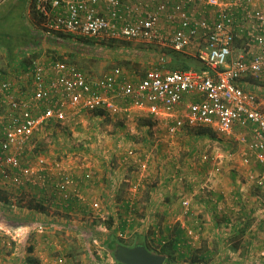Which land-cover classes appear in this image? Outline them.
<instances>
[{
	"label": "built area",
	"instance_id": "obj_1",
	"mask_svg": "<svg viewBox=\"0 0 264 264\" xmlns=\"http://www.w3.org/2000/svg\"><path fill=\"white\" fill-rule=\"evenodd\" d=\"M34 6L48 37L69 34L98 46L140 43L156 52L157 64L142 74L115 67L92 77L50 56L30 60L14 78L0 81V183L13 196L20 197L31 185L50 199L68 202L82 181L96 180L92 169L74 178L57 159L38 155L31 162L25 154L35 134L56 124H76L80 113L108 107L112 99L173 116L169 133L185 123L225 134L236 126L251 127L248 151L264 164V114L255 93L240 84L264 76V0H34ZM168 52L192 57L202 66L168 70ZM186 95L194 101L181 109ZM133 166L144 171L146 160ZM254 179L257 187H264V168ZM126 204L129 226L135 220V196ZM92 209L99 212V204L94 202ZM37 230L44 232V225ZM0 232L6 246L18 238L1 226ZM152 232L166 244L157 228ZM189 235L194 236L192 231Z\"/></svg>",
	"mask_w": 264,
	"mask_h": 264
},
{
	"label": "rangeland",
	"instance_id": "obj_2",
	"mask_svg": "<svg viewBox=\"0 0 264 264\" xmlns=\"http://www.w3.org/2000/svg\"><path fill=\"white\" fill-rule=\"evenodd\" d=\"M8 1L0 5V15L4 11H11V0ZM30 9V16L37 22L35 25L41 30L33 35L35 49L38 51L48 50L46 53L51 54V56L57 55L55 50L52 49V45L57 46V43L42 33L44 30L42 25L44 19L41 15L34 12L36 10L33 6V0H31ZM24 10L25 7H22L20 15L25 17V25L27 28L29 25L30 30H36L32 25L33 23L31 24L30 21L26 20L29 13H27V9L25 12ZM57 36L63 38L59 34ZM73 39L76 40V44L72 45L68 41L61 42L65 53L59 50V53H63L58 54L60 56L58 58L72 63L94 76H98L113 67H120L127 72L134 71L142 74L157 64L156 52H152L151 47L143 44L108 41L101 43V46L92 44L90 46L94 47H86L85 43L89 41L80 38L76 39L75 37ZM18 44L16 41V45H13L18 46ZM1 48L5 49L2 50L4 55L5 51L8 52L9 50V47ZM16 49L23 50L25 53L33 51L30 47H25V45L18 46ZM35 57L37 58V56ZM167 57L165 67L170 70L171 63L176 57L174 53L170 52L167 53ZM2 58L3 54H0V65L4 64V58ZM181 61L182 58L180 56L177 58V62ZM183 62L194 69L202 66L196 59L190 57L183 58ZM88 114L80 113L76 118V124L69 126L56 124L35 134L31 141V149L25 154V156H28L26 159L31 160V162L34 161V156L38 155L57 159L64 163L68 171L70 169L78 170L81 164L84 163H89L91 166L94 164V166L97 165L104 169L108 181L114 179L112 186L108 185V189L112 194L106 203L103 196L97 192L87 198L84 210H80L82 214H74L70 211V214L59 216V225H56L57 229L52 230V233L48 232L49 238L47 237L48 242L46 241V243L50 244V246L47 245L45 249L47 250V261L61 258L63 262H58L57 264H120L114 258L115 248L118 245L133 247L138 243L144 244V242H146L145 244L150 242V252H160L163 246L153 237L151 230L142 231V236H139L137 232L133 233L132 231L133 229L135 230V227H129V231L124 238L119 237L118 228L121 225L119 220L128 215H123L120 210L100 213L101 207L106 209L105 206L107 205L117 209L125 199L135 196L136 188H140V192L144 194L142 198L146 197L150 188H153V192H156L161 197H165L169 192L213 191V189H216L213 186V182L207 181L206 178L211 176L214 179L213 173L217 174L220 172L223 176L229 177L232 175V180L229 181L226 177L219 183L220 187L218 186L217 189L238 190L239 193H252V196L260 197L253 198L252 201L245 203L244 198H241L242 209L237 212L239 214L235 216L224 214L226 217L230 216L238 220L239 223L250 227V229L254 227L253 233L256 235V246L255 255H253L254 260L252 261L254 264H260L257 259L264 255L261 254L264 253V187H257L254 177L252 179L247 177L250 161H243V156H241L240 152L238 153L239 150H242L243 153L245 152L240 147L241 144H246L245 141L239 142L228 134L216 132L212 127L197 124L190 126L185 123L176 132L169 133L168 127L174 119L173 116L167 114L164 118H160L158 116L159 112L152 113L148 109L144 110L141 115L135 114L127 117V119L110 114L107 117H99L97 120L93 117L88 118V116H91ZM121 127L124 128L123 131ZM201 128H208L211 132L207 133L205 131L204 134H201ZM124 132L129 137H125ZM123 137L126 140L132 139L135 143L133 146L134 154L142 153V150L149 152L147 158L144 155L139 156L142 160H146V169L144 171H140L134 166H126V170L121 171L123 162L119 153L121 154L122 151H114L113 148L114 140ZM99 143L100 145H98ZM218 152H224L228 156L233 154L232 160L229 161L227 159L231 163H224L221 156H218ZM203 166L204 171L202 170V172L199 169L203 168ZM261 169H258L260 175L263 171ZM138 181L140 187L139 185L137 187L134 186ZM0 187V205H3L4 209H2L3 218L6 217L5 213L8 212L6 207H9L10 203L15 202L10 201L9 203L5 186L0 183ZM71 199L68 202L55 201L56 206L61 208L60 211L66 208L70 209ZM81 201L85 203L83 200ZM94 202L99 204L100 211L98 213L92 209ZM19 204L17 203L16 205ZM237 206L239 207V205ZM134 216L136 218L134 224L142 225L141 223L148 219L150 220V225L154 226L152 224L153 218L155 225L158 226L159 233H168L165 230L166 221L161 212L144 213L140 211L135 213ZM0 220H2L1 217ZM2 221L5 220L3 219ZM261 224L263 226L261 228L258 227ZM175 232L174 230L170 231V236L176 234ZM0 244V264H9V259L6 256H9V250L14 244L11 242L10 246H6L2 244V241ZM85 244L91 246L90 249L96 261H91L90 258L87 259L86 255H88V252L85 249ZM193 249H196V247H193ZM85 259L87 262L83 263ZM163 264L173 263L165 260Z\"/></svg>",
	"mask_w": 264,
	"mask_h": 264
},
{
	"label": "crops",
	"instance_id": "obj_3",
	"mask_svg": "<svg viewBox=\"0 0 264 264\" xmlns=\"http://www.w3.org/2000/svg\"><path fill=\"white\" fill-rule=\"evenodd\" d=\"M6 1L8 0L2 1L0 5ZM23 1L24 2L22 6L25 7V10L27 9V13H29L26 17L27 18L26 20L30 21L31 24L33 23L32 24L33 27L36 28V30L33 29L30 30V27L27 23L29 28L28 30L30 34L33 36L35 32L37 33L40 32L41 30H39V28L35 25L37 24V22L34 21L30 16V12L32 9V6L30 9L31 0H23ZM24 20L25 17L23 16V21ZM57 35L52 37V39H55V42L57 43V46L52 45L53 46L52 49L55 50V54H57L55 56L60 57L58 54H62L64 52L63 51L64 47H62L61 42L68 41L72 43V45L76 43L75 40L73 39V36L69 34L60 35L66 39L60 38ZM88 44L92 45L91 42H88ZM30 49H32L33 51H31L30 53H25L23 50L20 51L19 49L13 48L10 51L8 50V52L5 51V55L2 51L5 49L3 48L0 49L1 50L0 54H3V58H4V64L0 65V81L14 78L15 75L18 74V72H20L21 69H24L25 65L32 59L43 61L51 56V54L46 53V51L48 50H43V51L36 50L34 44L30 45ZM59 50H62L63 52L59 53L60 52ZM35 56H37V58ZM185 57H189V56H185ZM183 64L187 65L184 62ZM187 66L188 68H192L189 65ZM176 68L180 69L181 67L175 66V69ZM108 71H105L98 76H101ZM91 76L98 77L94 75ZM240 84L245 89L249 91H253L255 93L259 104V108L264 114V76H260L257 78L249 77L241 81ZM194 98L195 97H193V95H186L183 98V102L180 106L181 109L182 107H185L188 103L194 101ZM142 110L144 111L147 109L146 108L141 109L132 106L131 104H129V102L124 100L112 99L108 107H104L103 109L99 110L101 112L100 115H94L92 113L91 114L89 113L88 115L91 116H88V118L93 117L94 119L98 120L99 117H104V116L107 117L110 114L111 115L113 114L116 117L119 116L120 118L127 119V117H131L132 115L134 116L135 114L141 115L143 112ZM166 115H167L166 113L160 112L158 116L160 118H164V116ZM123 129L124 128L121 127L122 131ZM228 135H230V137L234 139H237L239 142H244V141L246 142V144L240 143L241 144L240 147H242V149L245 152L243 153L242 150H239L238 153L240 152L241 156H243L244 158L243 161L245 162L250 161L247 177H249V179H252L253 177H257V175H260L258 173L259 172L258 169L262 168L261 170H263L264 164L259 163L255 155L249 153L247 148V145L252 137L251 127L236 126L232 129L230 133H228ZM124 136L129 137L125 132H124ZM114 141L115 144L113 150L114 151L118 150L119 152L122 151L121 154L119 153L120 159L123 162V164H121V171H125L126 166L133 167V164H135L136 161L142 159L141 157H139L140 155L141 156L144 155L146 158L149 156V152L148 153L144 152L145 150H142V153L139 154L135 153L133 156H128L127 151L129 150L133 151V146L135 145L132 139L126 140L123 137L121 139ZM98 145H100V143ZM218 154H219L218 156H221V159H223L224 163H231L228 162V160L229 161L232 160L233 154L229 156L226 155L224 152L222 153L218 152ZM84 164H81V166L79 167L81 169L79 168L78 170L70 169V172L73 174L74 178H80L84 170H91V169L94 173H96L97 178L92 182L82 181V183H80L75 188V192L73 191L74 197L71 199L73 203L71 202V207L70 209L68 208L69 210L66 208L63 211L62 210L60 211L61 208L56 206L55 203V201H59V200L57 198L50 199L44 190L39 189L36 186L29 185L25 187L24 190H22L20 197H17V195L13 196L12 189L5 187L7 192L6 196L8 202L10 203V201H13L15 203H10L9 207H6L8 208V212L5 213L6 217L3 218H2V211L4 209H3V205H0V214H1L0 217L2 220L3 219L5 220V221L0 220V226L4 230L9 229L11 233L16 234L18 237L15 239V241H13L14 245L9 250L10 252L9 256L8 255L6 256L9 259V264H48V262L49 264H57L58 262L60 263L63 262L61 258L54 259L52 261H47V254H46L47 250H45L47 245L50 246V244L46 243L48 232L52 233L51 232L52 230L54 231L55 229H57L56 225H59L58 223L59 216L62 214L65 215L70 214V211L74 214L77 213L82 214L80 210L82 211L84 210V207L87 204L86 203L87 198L90 195L91 196L95 195L97 192H99L103 196L105 203L110 199V195L112 194L108 189V185L110 184V186H112L111 184L113 183L114 179L108 181L106 179L107 178L106 172L100 166L97 165L94 166V164H92L91 166L89 163H84ZM203 169L204 166L199 170L202 171ZM213 174H214V179L211 176L206 178L207 181L213 182V186L216 188L213 189V191L202 190V191H197V192L195 191L189 193L169 192L167 195H165V197H161L156 192H153L154 191L153 188H150L146 197L142 198L144 194L140 192V188L139 189L136 188L135 213L140 211L144 213L161 212V214L163 215L166 221L165 230L168 231V233L166 234L161 233L163 239H167L165 246L167 245L170 246L171 240L173 241L172 245L174 246L175 244L177 246V248L170 251L173 256L172 259L174 258L175 264H254L252 261L254 260L253 255H255L254 251L256 246V238H255L256 235L253 233L254 227L250 229V227L244 226L243 224L239 223L238 220L231 218L230 216H235L239 214L237 212L242 209L241 205L243 198L245 200L244 201L245 203L252 201L253 198L256 199L260 197L252 196L251 195L252 193H248V194L239 193L238 190L232 191V189L229 190L227 189L221 190L220 188L217 189L219 183L222 180L226 179L227 176L226 175L223 176L220 172L217 174L214 172ZM227 178L229 179V181H231L232 175H230ZM138 185L140 187L139 181L136 184H134V186L136 187ZM80 199L83 200V202L85 203H82ZM126 201H128V199H125L117 209L111 208L110 206L107 205L105 206L106 209H103V207H101L100 213H102L103 211L113 212L120 210L123 215L125 214L127 215L128 208ZM183 202H186L187 206L183 205ZM17 203L20 204L16 205ZM237 205H239V207ZM251 211H253V209H251ZM224 214L230 216L226 217ZM125 218L126 217L124 216L121 220H119V224L121 225L118 228V235L120 232H124V231H126L127 233L129 231L126 230L129 229L128 227L131 228L135 227V229L142 228L144 231L145 228H143L142 226L147 227V229L151 231L153 229L155 230L158 227L157 225H155V220H153V218H152V224L154 226L150 225V220L148 219L145 222L141 223L143 221L142 220L140 222L142 225L140 224L137 225L135 223L136 226H134L135 225L134 224L135 220H134L132 221L131 225L127 226L125 222ZM39 224L44 225V232L42 233L38 232L37 230V226ZM263 225L261 224L258 227L261 228ZM169 228L172 229L169 230ZM172 230H174V232L176 231L175 232L176 234H172L173 236H170V231L172 232ZM132 231H134V229ZM191 231L193 232L194 236L189 235V232ZM1 235L2 233L0 232V236ZM137 235L142 236V232L137 233ZM194 242H196L195 245ZM145 243L146 242H144V244L142 245L144 246L147 245L149 247L150 242H148L147 244ZM85 246H86L85 249L88 252V255H86L87 259L90 258L91 261H94L95 258L91 252L90 249L91 246L89 244L88 246L85 244ZM193 247L194 248L196 247V249H193ZM169 249H171V247H166V249H164L166 254L170 253ZM257 261L260 264H264V255H262L261 258L258 257ZM85 262H87L86 259L83 261V263Z\"/></svg>",
	"mask_w": 264,
	"mask_h": 264
},
{
	"label": "trees",
	"instance_id": "obj_4",
	"mask_svg": "<svg viewBox=\"0 0 264 264\" xmlns=\"http://www.w3.org/2000/svg\"><path fill=\"white\" fill-rule=\"evenodd\" d=\"M10 2H11V7H12L11 11L9 12L4 11L0 15V47H7V48L9 47V50H11L13 48H17L18 46L20 47L23 45H25V47L27 46L30 47V45L34 44L35 46L34 37L29 33V30L23 21V16L20 15L21 14L20 11L23 7L22 4L24 1L23 0H11ZM33 3H34V0H33ZM34 12L42 16V14H40L37 10ZM49 38L55 41V39H52V37H49ZM16 41L19 43L18 46H14L16 45ZM86 44H88V42L85 43V46L86 47L90 46ZM90 47H94V46H90ZM174 56L176 57V59L171 63L170 70H175V66L181 67L180 69L188 68L187 65L183 64V58H185V56H183L180 53H174ZM180 56L182 58V61L177 62V58H179ZM92 114L100 115L101 112L99 110H94L92 111ZM201 129H202L201 134H204L205 131H207V133L211 132L210 129L208 128H205V129L201 128ZM172 242L173 241L171 240L170 246L169 245L165 246V244L162 245L163 246L162 250L160 252H155V253L167 256L166 260H168V262L174 263L175 261H174V258L172 259L173 256L170 251L177 248V246L175 244L173 246ZM145 247L150 251V248L147 245H145ZM166 247H171V249H169L170 253L166 254V252L164 251Z\"/></svg>",
	"mask_w": 264,
	"mask_h": 264
},
{
	"label": "water",
	"instance_id": "obj_5",
	"mask_svg": "<svg viewBox=\"0 0 264 264\" xmlns=\"http://www.w3.org/2000/svg\"><path fill=\"white\" fill-rule=\"evenodd\" d=\"M115 260L120 264H163L165 255L150 252L144 245L133 247L118 245L114 252Z\"/></svg>",
	"mask_w": 264,
	"mask_h": 264
}]
</instances>
